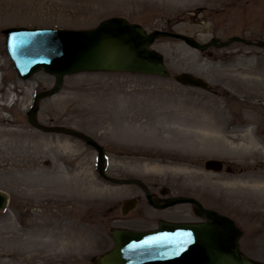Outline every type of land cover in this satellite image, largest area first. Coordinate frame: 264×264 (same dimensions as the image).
I'll list each match as a JSON object with an SVG mask.
<instances>
[{"label": "rangeland", "instance_id": "1", "mask_svg": "<svg viewBox=\"0 0 264 264\" xmlns=\"http://www.w3.org/2000/svg\"><path fill=\"white\" fill-rule=\"evenodd\" d=\"M116 17L148 33L168 31L200 44L231 37L264 42V0H0V192L8 201L0 213V264H97L113 247L111 229L156 226L157 213L138 187L100 179L91 148L29 126L34 96L54 79L40 72L19 80L1 33L89 30ZM152 49L162 56L167 78L67 77L55 97L40 103L38 122L97 141L111 178L167 187L229 216L242 230L243 254L264 264V49L234 43L199 53L172 38L157 40ZM178 74L207 88L180 86L172 79ZM195 104L220 114L216 128L197 129L188 143L172 132L169 112ZM201 110L187 108L198 123L206 117ZM207 160L223 161L231 173L206 172ZM130 199L138 204L123 216L122 202ZM180 209L189 215L188 206Z\"/></svg>", "mask_w": 264, "mask_h": 264}, {"label": "water", "instance_id": "2", "mask_svg": "<svg viewBox=\"0 0 264 264\" xmlns=\"http://www.w3.org/2000/svg\"><path fill=\"white\" fill-rule=\"evenodd\" d=\"M5 50L12 66L21 80H27L39 71L54 77L52 89L38 94L27 115L28 123L34 129L47 134H61L81 140L93 147L98 154V174L110 183L118 185L145 186L138 180H114L105 175V156L102 149L89 137L63 127H47L38 123L39 102L53 97L61 88L63 78L80 73H132L166 78L168 70L162 58L150 47L159 38H173L199 52L212 47L223 49L233 43H240L264 49V42H252L238 37L220 42L212 39L207 44L163 31L148 34L140 26L124 19L112 18L101 22L91 30H46L12 28L4 30ZM182 86L205 89L201 80L188 74L173 76ZM223 163L208 160L204 170L221 172ZM229 173L230 169L227 168ZM151 205L150 197L146 195ZM165 207L192 204L196 215L205 220L203 224L172 225L161 223L157 230L133 232L110 231L114 241L113 249L97 260V264H257L246 258L238 249L240 231L225 216L204 209L196 200L179 198L168 200ZM6 196L0 193V211L5 209ZM136 206L135 200L122 203L121 214L126 215ZM167 239H162L163 237Z\"/></svg>", "mask_w": 264, "mask_h": 264}, {"label": "flooded vegetation", "instance_id": "3", "mask_svg": "<svg viewBox=\"0 0 264 264\" xmlns=\"http://www.w3.org/2000/svg\"><path fill=\"white\" fill-rule=\"evenodd\" d=\"M142 193V198H144V192L140 190ZM148 194L150 195V199L152 201V206L148 205V207L157 213L154 217V223L156 227L159 226L161 222H166L170 224H196L201 223L196 215V208L193 205H178L174 207L163 208L166 205L167 199H174L179 197V195L175 194L173 191L168 188H148ZM181 206H188L189 215H187L186 211L180 209ZM189 216V218H186ZM241 250V249H240Z\"/></svg>", "mask_w": 264, "mask_h": 264}, {"label": "bare ground", "instance_id": "4", "mask_svg": "<svg viewBox=\"0 0 264 264\" xmlns=\"http://www.w3.org/2000/svg\"><path fill=\"white\" fill-rule=\"evenodd\" d=\"M194 106L196 107H193V105H185L177 111L169 112L170 120L172 122L170 127L172 132L176 134L178 138L185 139L188 143L190 142L192 135H197V129L203 128L205 130H212L211 127L216 128V118L220 114L219 110L211 106L199 104H195ZM187 108L189 110L201 108V111L206 117L198 123V121L195 118H192L188 113ZM162 115L166 116L164 113H162ZM193 129H195V131H192ZM193 143H195V141H193Z\"/></svg>", "mask_w": 264, "mask_h": 264}, {"label": "snow or ice", "instance_id": "5", "mask_svg": "<svg viewBox=\"0 0 264 264\" xmlns=\"http://www.w3.org/2000/svg\"><path fill=\"white\" fill-rule=\"evenodd\" d=\"M162 239H167V237L165 236V237H163Z\"/></svg>", "mask_w": 264, "mask_h": 264}]
</instances>
